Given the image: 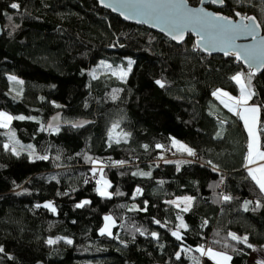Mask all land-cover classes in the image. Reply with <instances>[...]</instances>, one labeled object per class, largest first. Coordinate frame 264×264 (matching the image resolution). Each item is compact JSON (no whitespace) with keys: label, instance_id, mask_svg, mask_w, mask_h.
Listing matches in <instances>:
<instances>
[{"label":"trees","instance_id":"1","mask_svg":"<svg viewBox=\"0 0 264 264\" xmlns=\"http://www.w3.org/2000/svg\"><path fill=\"white\" fill-rule=\"evenodd\" d=\"M214 11L264 29L262 0ZM0 26V111L13 118L0 128V264H212L201 248L247 264L253 247L264 253V192L244 167L239 119L213 95H236L238 73L249 80L236 59L203 55L191 36L175 45L93 0H0ZM245 86L262 149L264 68ZM57 110L90 122L46 129ZM173 140L194 155H176ZM93 161L108 197L95 192ZM104 214L111 235L98 232Z\"/></svg>","mask_w":264,"mask_h":264},{"label":"water","instance_id":"2","mask_svg":"<svg viewBox=\"0 0 264 264\" xmlns=\"http://www.w3.org/2000/svg\"><path fill=\"white\" fill-rule=\"evenodd\" d=\"M97 7L101 10H104L110 13L113 16L118 17L122 22L128 23L135 26H141L151 32L159 34L169 40L175 45L183 43L186 36H191L194 39L195 48L205 56H222V57H231L236 59L238 63L247 70L249 74L255 70L253 76H257L264 67H256L255 65L249 66V63L243 58V52L240 51L244 48H255V49H264V29L261 27L258 29L256 39L254 40L252 36L247 35L239 29H235L231 26L229 27H220L217 25L200 23L194 21L192 23H187L186 30L183 33L182 40H175L168 33L171 30V24L173 22L177 24H185L186 21L182 15L183 10H179L174 7L162 8V9H145V8H131V7H121V5H138L141 3H150L154 0H93ZM264 1V0H262ZM163 2L171 4H179L183 2L187 6V10L197 12L203 9L204 12L211 15L223 16L213 9H220L223 6L222 3H213L211 0H204L202 3L201 0L196 6H191L185 0H163ZM108 5H112L109 7ZM211 7L212 9L208 8ZM115 9V10H114ZM125 15H128L132 18H125ZM159 15L161 19H156L155 17ZM226 17V16H223ZM233 22V25L238 23L248 24L250 21L241 20V16L235 18H229ZM138 21H147V22H138ZM257 23V22H256ZM201 33H204L205 39L210 40L212 43L208 46L201 44V47H196L197 42L201 40ZM2 34L0 26V36ZM237 51H240L241 59L236 58ZM228 53L227 55L225 53ZM62 112L60 110L52 112L47 119L45 120L46 129L59 128L63 126H72L75 128H81L82 126L88 124L90 120L88 119H76L70 123H65L61 120ZM75 125V126H74Z\"/></svg>","mask_w":264,"mask_h":264},{"label":"snow or ice","instance_id":"3","mask_svg":"<svg viewBox=\"0 0 264 264\" xmlns=\"http://www.w3.org/2000/svg\"><path fill=\"white\" fill-rule=\"evenodd\" d=\"M201 2L203 3L204 0H201ZM211 2L213 3H222L223 0H211ZM109 7H111L112 5H108ZM11 8L13 9H18L19 5L17 3H12L10 5ZM121 7H131V8H145V9H152V10H156V9H162V8H169V7H174L177 8L179 10H183L182 11V15L184 17V20L186 21L185 24H177L175 22H173L171 24V30L169 31V35L172 36L173 39L175 40H182L183 39V33L186 30L187 27V23H192L194 21H198L200 23H206V24H212V25H217L220 27H233L235 29H239L241 31H243L244 33H246L247 35L252 36V38L255 40L256 39V35L258 32V29L261 27L260 24L256 23V20L254 17H241V20H248L250 21V23L248 24H244V23H238L236 25H233V22L231 20H229L227 17H223V16H219V15H211L209 13H206L203 11V9L194 12V11H190L187 10V6L186 4H184L183 2L179 3V4H171V3H166L163 2V0H154V2H150V3H141L138 5H121ZM115 10V9H114ZM237 15L239 16L240 14L237 13ZM125 18H132L128 15H125ZM156 19H161V16L157 15L155 17ZM9 19H11L9 17ZM138 22H147V21H138ZM212 42L210 40L205 39L204 33H201V40L197 42L196 47H201V44H204L205 46L210 45ZM262 43H264V41H262ZM243 52V58L245 59L246 62L249 63V66L251 67L252 65H255L257 68L258 67H264V49H255V48H244L242 50H240ZM240 51H237L236 53V58L239 60L241 59V55H240ZM226 55L228 54L227 52L225 53ZM131 64V62H130ZM130 64H129V68H130ZM107 67V66H106ZM255 74V70H253V72H251L249 74V81L251 78V75ZM123 76H126L127 73H122ZM241 78H242V74L238 73L237 75L231 77L232 80H234L237 84H241ZM10 79H14V78H10ZM157 84H159L161 87H163V84H161L160 81L156 82ZM241 95L238 99H236L234 101V104L236 105H240L242 107V111L238 112L237 115L240 116V118L242 120H244L245 123V127L248 130V135H249V143H248V155L246 157L248 163H252L254 162V157H258L261 160H264V152L259 151V147H258V138L255 135L254 129H253V123L255 122L256 119V113L258 112V109L255 107H243L244 105L247 104V100L251 97L252 93L248 92L247 89L241 85V89H240ZM214 96H216L218 99H220L221 97H227L229 101H232L233 98L231 96L228 95L227 92H222L220 90H217L216 92L213 93ZM221 103L225 104V107H228L230 111H233L234 108L232 105H230L229 103L225 102L223 99L221 100ZM13 118L11 116L6 115L5 113L0 112V127H6L7 123L6 122H10ZM17 119H24V117H17ZM250 121H252V123H250ZM75 126V125H74ZM115 127V125H114ZM111 136V134H110ZM118 142V141H117ZM177 142L173 141V144L175 145ZM7 147V145L5 146ZM31 147V146H29ZM157 147H160V145H157ZM180 148L183 149L184 151H186L189 155H194V152L192 151V149L187 148L184 145H180ZM39 159H47V157H38ZM90 159V158H87ZM93 163H95V161H93ZM123 163V162H121ZM259 173V175L257 174ZM141 175H148V173H140ZM93 175H95V170H93ZM135 175V173H134ZM249 175L252 177V179L256 182V184L259 186L261 192H264V165H262L261 167L252 170H249ZM102 179V178H101ZM101 184V180L97 181V185ZM103 184L105 187L110 186L108 185L107 181H103ZM97 192L100 195H107V193L105 191L102 190L101 187H97ZM140 190L137 189V192H139ZM186 200L189 198H185ZM229 199V197H225V200ZM88 201H83L80 204H77L76 207H82L84 206V204H87ZM175 203V202H173ZM44 207H47L49 209H51L52 211H55V209L53 208V206L51 204H46L44 205ZM179 218V217H178ZM111 217H105V221H110ZM181 226L186 227L185 225H183V222L181 221ZM109 229V224L106 223L105 227L101 229V235H104L105 233H108L109 235H111L110 232H108ZM174 236L177 237V239H180V236L177 232H173L172 233ZM153 237L156 236V233H152ZM233 239H239L236 236H232ZM247 241V237L244 238V242ZM67 243L71 244V240L66 241ZM49 244L53 243V241L49 240L48 241ZM2 250V249H0ZM197 251H200L202 255L207 254L209 257L216 259L219 258L217 260V264H220V261H228L231 258L228 256H224L220 253H215L213 252L211 249L207 250V253H205L204 249H197Z\"/></svg>","mask_w":264,"mask_h":264},{"label":"rangeland","instance_id":"4","mask_svg":"<svg viewBox=\"0 0 264 264\" xmlns=\"http://www.w3.org/2000/svg\"><path fill=\"white\" fill-rule=\"evenodd\" d=\"M113 73L115 75H118V76H121V71L120 70H112ZM242 74V73H240ZM234 81V80H233ZM243 81H249L247 79L246 76H244V74H242V78H241V82L243 83ZM237 84V83H236ZM244 85V84H243ZM219 90V89H218ZM217 89L214 91L216 92ZM222 92H226L224 90H220ZM213 92V93H214ZM228 93V92H227ZM229 96H231L233 98L232 101H229L227 97H221L220 99H218L216 96H214V98L223 106L225 107V104L224 103H221V100L223 99L225 102L229 103L230 105L233 106L234 110L233 111H230L234 114V116L239 119L240 123H241V126L243 128V131H244V134H245V148H246V153L248 152V143H249V135H248V130L246 129L245 127V123H244V120H242L240 118L239 115H237L238 112L242 111V107L240 105H236L234 104V101L238 98L235 97V95L233 94H230L228 93ZM243 107H255L257 109H259L258 105L256 103H250L249 102V99L247 100V104L244 105ZM227 109H229L228 107H225ZM2 113H5L6 115L8 116H11L10 114H8L7 112H4V111H0ZM12 117V116H11ZM7 123V126L6 127H0V128H8L9 127V123L10 122H6ZM250 123H252V121H250ZM257 123H258V112L256 113V119H255V122L253 123V129H254V132H255V135L257 137ZM258 138V137H257ZM10 138H8L7 140H9ZM10 141V140H9ZM173 141H176V140H173ZM173 141H172V148L174 150V153L176 155H179L180 157H184L186 156L188 153L186 151H184L183 149L180 148V145H184L186 146L185 144L181 143V142H178L176 141L177 143L174 145L173 144ZM6 144H4V148L8 149L9 151H12L11 148H9L8 146L5 147ZM187 147V146H186ZM188 148V147H187ZM179 164V162H178ZM93 170H95V175H93ZM90 174H91V177L94 179L95 181V192L97 195L99 196H103V197H108L110 195V191H109V186L105 187L104 184H103V181H107L108 185H109V181L106 177H104L101 173V167H100V163L98 161H95V163L92 162V166L90 168ZM102 178V179H101ZM98 180H101V184L100 185H97V181ZM101 187L103 191H105L107 193V195H100L98 194L97 192V187ZM189 198V199H185V198ZM172 204H174L175 206L183 209V210H186L188 209V207L190 206V202H191V198L189 196H177V197H174L172 198V200L170 201ZM175 202V203H173ZM46 204H51L53 206V203L51 201H47ZM54 208V206H53ZM51 210V209H50ZM105 217H111L109 214H104L103 215V221H102V224L100 226V228L98 229V232L101 234V229L105 227L106 223L109 224V229H108V232L112 233V226L114 224L113 222V218L111 217V220L110 221H105ZM104 235H109L108 233H105ZM207 250H205V253H207ZM204 257L207 258V260L209 262H211L212 264H217V260L219 258H216V259H213L211 257H209L207 254H204ZM226 261H220V264H226L225 263ZM247 264H264V253L262 252L261 249L257 248V247H253L251 249V252L250 254L248 255V261H247Z\"/></svg>","mask_w":264,"mask_h":264},{"label":"crops","instance_id":"5","mask_svg":"<svg viewBox=\"0 0 264 264\" xmlns=\"http://www.w3.org/2000/svg\"><path fill=\"white\" fill-rule=\"evenodd\" d=\"M244 84V85H243ZM237 85V93L235 95L236 98H239L241 95L240 89H241V85H243L245 88V81H243V83L241 82V84H236ZM247 89V88H246ZM248 91V90H247ZM250 99V98H249ZM259 151L264 152V148L259 149ZM248 155V154H247ZM262 165H264V160L259 159L258 157H254V162L252 163H248L247 159L244 161V167L247 168V170L249 171L250 169L255 170L259 167H261ZM259 175V173H257Z\"/></svg>","mask_w":264,"mask_h":264},{"label":"flooded vegetation","instance_id":"6","mask_svg":"<svg viewBox=\"0 0 264 264\" xmlns=\"http://www.w3.org/2000/svg\"><path fill=\"white\" fill-rule=\"evenodd\" d=\"M208 8L212 9L211 7H208ZM213 10H217V9H213Z\"/></svg>","mask_w":264,"mask_h":264},{"label":"built area","instance_id":"7","mask_svg":"<svg viewBox=\"0 0 264 264\" xmlns=\"http://www.w3.org/2000/svg\"><path fill=\"white\" fill-rule=\"evenodd\" d=\"M196 48H194V50H195Z\"/></svg>","mask_w":264,"mask_h":264}]
</instances>
